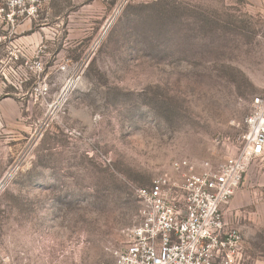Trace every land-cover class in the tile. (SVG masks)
Masks as SVG:
<instances>
[{"label":"rangeland","instance_id":"obj_1","mask_svg":"<svg viewBox=\"0 0 264 264\" xmlns=\"http://www.w3.org/2000/svg\"><path fill=\"white\" fill-rule=\"evenodd\" d=\"M16 14H0V264H114L136 189L240 147L264 98V0H25ZM230 210L240 264H264V158Z\"/></svg>","mask_w":264,"mask_h":264},{"label":"built area","instance_id":"obj_2","mask_svg":"<svg viewBox=\"0 0 264 264\" xmlns=\"http://www.w3.org/2000/svg\"><path fill=\"white\" fill-rule=\"evenodd\" d=\"M0 1V14L8 21L17 17V9L25 8V0ZM34 11L30 7L26 13ZM33 65L41 67L40 62ZM72 83V78L66 81L49 116ZM35 91L44 94L47 87ZM240 125L244 130L240 147L222 162L197 165L178 159L149 186L136 189L139 222L125 231L126 243L115 253L114 264H240L242 235L227 215L248 164L264 158L263 97L251 100Z\"/></svg>","mask_w":264,"mask_h":264}]
</instances>
